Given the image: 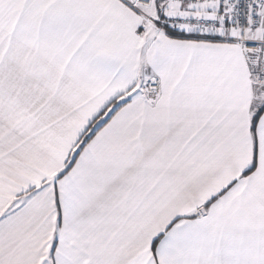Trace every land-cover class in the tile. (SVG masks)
<instances>
[{"label": "snow or ice", "instance_id": "6c2138e0", "mask_svg": "<svg viewBox=\"0 0 264 264\" xmlns=\"http://www.w3.org/2000/svg\"><path fill=\"white\" fill-rule=\"evenodd\" d=\"M0 264H264V0H0Z\"/></svg>", "mask_w": 264, "mask_h": 264}]
</instances>
